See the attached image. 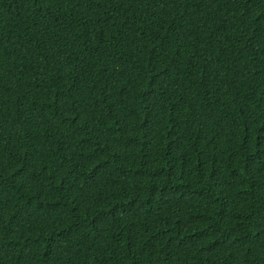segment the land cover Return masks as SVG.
Instances as JSON below:
<instances>
[{"label": "trees", "instance_id": "trees-1", "mask_svg": "<svg viewBox=\"0 0 264 264\" xmlns=\"http://www.w3.org/2000/svg\"><path fill=\"white\" fill-rule=\"evenodd\" d=\"M0 264H264V0H0Z\"/></svg>", "mask_w": 264, "mask_h": 264}]
</instances>
